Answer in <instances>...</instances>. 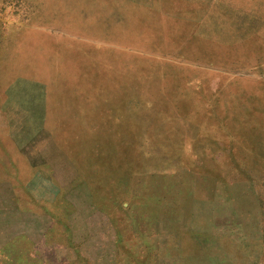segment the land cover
<instances>
[{"label": "rangeland", "instance_id": "rangeland-1", "mask_svg": "<svg viewBox=\"0 0 264 264\" xmlns=\"http://www.w3.org/2000/svg\"><path fill=\"white\" fill-rule=\"evenodd\" d=\"M225 1L197 66L122 2L0 0V264H264V0Z\"/></svg>", "mask_w": 264, "mask_h": 264}, {"label": "crops", "instance_id": "crops-1", "mask_svg": "<svg viewBox=\"0 0 264 264\" xmlns=\"http://www.w3.org/2000/svg\"><path fill=\"white\" fill-rule=\"evenodd\" d=\"M115 2L117 4L122 2L120 8L123 10L121 15L124 19L141 13L147 19V30H152L147 37L144 30L139 36L133 37L136 34L131 33L132 41L141 43L143 39L152 38L158 39V42L175 43V46L171 47L174 50L171 55L179 59V55L182 54L184 65L186 54L180 53L179 50L193 51L192 56L198 57L193 64L201 66L204 63L199 57L208 56L206 51L210 50V41L223 42L220 34L223 27L221 23L225 24L228 17L226 11L228 4L225 0H115ZM230 11L233 16L237 11L236 6L231 7ZM169 28L173 30L169 32ZM174 31L176 32L172 38H165V33L173 35ZM142 48L151 49L147 46ZM153 49H157L156 45ZM189 81V78L185 79V82Z\"/></svg>", "mask_w": 264, "mask_h": 264}, {"label": "trees", "instance_id": "trees-1", "mask_svg": "<svg viewBox=\"0 0 264 264\" xmlns=\"http://www.w3.org/2000/svg\"><path fill=\"white\" fill-rule=\"evenodd\" d=\"M91 3L95 5L97 2L92 1Z\"/></svg>", "mask_w": 264, "mask_h": 264}]
</instances>
